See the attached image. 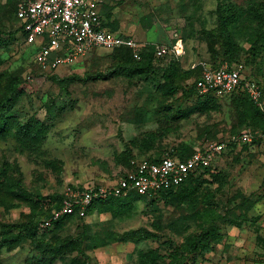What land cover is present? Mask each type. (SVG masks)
Segmentation results:
<instances>
[{
	"label": "rangeland",
	"instance_id": "obj_1",
	"mask_svg": "<svg viewBox=\"0 0 264 264\" xmlns=\"http://www.w3.org/2000/svg\"><path fill=\"white\" fill-rule=\"evenodd\" d=\"M15 2L0 0V100L10 99L0 110L9 125L0 132V264H264V99L261 113L232 95L201 114H187L200 97L169 94L160 71L94 77L117 64H140L104 48L56 69L42 67L15 31ZM101 3L109 25L146 48L180 44L174 84L187 87L200 63L229 50L242 60V73L264 89V0ZM227 13L237 17L227 27L229 48L220 26ZM166 61L156 63L164 67ZM15 76L21 82L13 96L8 85ZM35 122L44 125L43 136L21 144L17 126ZM243 130L249 141L237 140ZM217 141L225 149L185 191L134 199L123 214L96 206L53 229H26L68 185L113 181L131 160L189 154ZM39 242L65 246L52 258Z\"/></svg>",
	"mask_w": 264,
	"mask_h": 264
},
{
	"label": "built area",
	"instance_id": "obj_2",
	"mask_svg": "<svg viewBox=\"0 0 264 264\" xmlns=\"http://www.w3.org/2000/svg\"><path fill=\"white\" fill-rule=\"evenodd\" d=\"M100 5L101 0H18L16 18L23 32V42L34 51L31 59L42 67L56 69L71 64L94 48L112 50L119 47L129 49L134 59H140L143 44L132 36L105 28ZM181 51L180 44L169 47L154 44L157 57H176ZM199 67V77L195 81L198 94L212 93L220 98L242 90L254 104L263 106L260 86L242 73L240 65L221 61L216 65L200 63ZM237 140L249 141V131H241ZM224 149V142L217 141L184 159L164 154L156 161L131 160L130 168L113 181L68 185L61 192L59 206L40 220L38 228H50L54 221L67 215L85 217L86 208L98 199L132 193L150 196L175 187L191 173L208 167L214 155Z\"/></svg>",
	"mask_w": 264,
	"mask_h": 264
},
{
	"label": "trees",
	"instance_id": "obj_3",
	"mask_svg": "<svg viewBox=\"0 0 264 264\" xmlns=\"http://www.w3.org/2000/svg\"><path fill=\"white\" fill-rule=\"evenodd\" d=\"M17 2H18V0H16V2L14 4L12 14H13L14 19L18 22V20L16 18V4H17ZM99 12H100V15L102 17L103 26L110 31H117V30L113 29L109 25L108 21L106 20V16L103 13L102 3L100 5ZM255 14L259 15L260 11L256 12ZM261 16H263V13H261ZM236 18L237 17L234 15L232 16L231 13H227L225 16H222V19H221V25L220 26L222 28V32L225 34V36L227 38V40H225V41L228 44V48L231 46L232 40H230V38L232 36L229 35L227 27L232 21H235ZM15 31L17 33L19 32L20 37H23V32L21 30L20 25H18V27L15 29ZM145 48H146V46L143 44L141 49H140V59H134L132 54H131V51L127 48L119 47V48L112 49L113 51L114 50L123 51V52L129 54L132 60L140 61V64H136L133 66H120L119 64H117L114 67H112L111 69L96 73L94 75V77L106 78V77L118 74L119 72H121V70L126 71V73H128L127 75H132L134 73H154V72L160 71L161 74H160L159 78L161 81V86L164 87L165 91L168 92L169 94H175L179 90H181L182 92H185V93L193 92V94L198 95L200 97V99L198 100V103L195 104L193 107H191L187 111V114H201V112H205V111L210 110L211 108L215 107L216 105H219L218 100L220 98L216 97L214 94H212V93L198 94L197 93V91L195 89V81L199 77V73H200V67L199 66L194 71V74L192 76L193 79H192L191 83L188 84L187 87H184L181 85H176V84H174L173 75H174V69H176L175 64L179 58L177 56L175 57L173 55H166L164 57L155 56L154 44L148 45L147 48L146 49ZM255 49H256V45L254 43L250 46L249 50H250V52H254ZM224 54L226 57H223L217 61H213L212 64L216 65L217 63H219L221 61H227L229 64H234V63L237 64L238 62L242 61L240 58L232 56L231 52L229 50L225 51ZM162 59H167V61H166L167 64L164 67H160V65L158 63H156L157 61L162 60ZM248 76L249 75H246V77H248ZM253 79L260 86V89L262 91V99H264V89H263L261 82L258 79H255V78H253ZM20 82H21V80H20V77H18V76H15L10 80V83L8 85V90L10 92H12L13 96H16L18 94V86H19ZM232 95H241L242 97H244L247 100L250 107L254 108L258 112H260L262 110L260 106H257L256 104H254L249 99L248 95L244 91L238 90V91L232 92L226 96L229 97ZM8 101H10V99L8 97H4L0 100V110L2 109V106L4 105V103H6ZM2 113H4V112H2ZM1 123H3V124H2V126H0V128H1L0 132H2V131L6 132L7 129L9 128V125L7 126L6 120L2 119L0 117V124ZM16 133L19 136L17 139L19 140V142L21 144H23V145L29 144V143L34 144V143H37L40 140V138L43 136L44 125L42 123H38V122H35L34 124L25 123V124L17 126ZM193 152L194 151H192L189 154H185L181 150H177L176 152L170 151V152L162 153L160 155L153 156V157L147 158V159L156 161L164 154H169L171 156H175V157H178L180 159H184V158H187ZM211 167H212V162L210 163V165L208 167L203 168V169H199V170L191 173L183 182H181L177 186L169 188V189L159 190L157 193L150 195V196L138 195V194L132 193V194H129V195L123 196V197H121V196H117V197L110 196V197H107L106 199L95 200L91 203V205H89L86 208L85 215L87 213H89V211H91L96 206H99V207L104 206L106 209H108V211H110L113 214H123L129 210V204L134 199H139V198H143V197H147V198L165 197L166 198V197H169L172 195H176L177 193H179V191L180 192H182L183 190L185 191V189L188 188V185L193 183L199 177V175H202L204 173L209 172ZM3 176H4V172L0 171V185L2 184ZM18 196H22V195H18ZM60 199H61V193L60 194L57 193L55 205L49 207L48 209H45V211L41 215L42 217H39L36 221H34V223L28 224L26 229L28 231H31L34 234L36 232L45 230V229H39L38 223L40 222L41 219L48 217L50 215V212L52 211V209H55L59 206ZM72 218L81 219L83 217H79L77 215L63 216L60 219H58L57 221H54L51 228L52 227L53 228L58 227L63 222L69 221ZM46 229H49V228H46ZM209 234L210 233H208V232L203 233V234H201V237L203 239H205L209 236ZM201 237L199 239H201ZM1 239H5V238H1ZM39 243H41L40 246L45 252H49L51 254L52 258H55L58 255H60L62 248L65 246L64 243H57V244H51L48 242H39ZM196 247L197 246L195 245L194 248H196Z\"/></svg>",
	"mask_w": 264,
	"mask_h": 264
}]
</instances>
